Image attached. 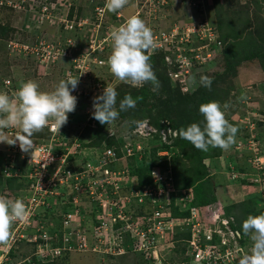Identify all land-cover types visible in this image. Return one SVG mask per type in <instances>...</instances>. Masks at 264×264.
Wrapping results in <instances>:
<instances>
[{
	"label": "built area",
	"instance_id": "2783aa9c",
	"mask_svg": "<svg viewBox=\"0 0 264 264\" xmlns=\"http://www.w3.org/2000/svg\"><path fill=\"white\" fill-rule=\"evenodd\" d=\"M21 1L28 3L33 13L40 8L42 15H48L50 7L40 0ZM145 1L147 8L154 12L156 6L168 5L172 0ZM96 11L97 20L102 21V9L98 7ZM62 19L68 21L65 14ZM147 26L152 30L157 45L155 49L174 51V62L185 68L184 72L192 65V57L198 58L196 51L200 48L207 51L208 47L206 44L185 49L176 43L187 42L191 31H198L199 38L212 36L206 33L209 28L203 24L191 28L176 26L170 32L156 29L154 23ZM179 31L186 36L175 40ZM97 38L91 39V49L95 48L94 40ZM27 48L31 50L32 46L26 45ZM51 48L61 49L57 46ZM186 50L189 54L185 53ZM166 58L171 62L169 57ZM180 74V71L171 73L173 77ZM4 82L6 86L9 84L8 79ZM48 130L51 132L50 140L33 142L32 155L31 152L26 153L28 168L25 178L29 185L18 199L25 204L27 217L12 226L11 242L0 244V264H21L27 260L26 256L21 261H14L12 254L21 243H32L34 251L30 252L31 255L42 262L53 261L72 252H136L145 264H236L239 253H242L236 240L239 233L229 226L220 207H207L209 213L202 216L197 207L190 205V193L171 198L170 193L176 189L169 169L151 168L152 182L140 184L138 176L130 174L125 166H111L118 159L136 155L140 147L133 150L130 143H125L121 158L113 148L99 153L88 147L80 149L79 154L74 148L76 145H58V151H55L53 143L59 140L58 132L52 131L51 125ZM238 146H246L252 153L250 161L255 167L264 165V150L253 135L244 145L239 143ZM16 149H19L18 144L14 145L13 151ZM258 179L264 180V174L261 173ZM171 203L189 215L172 216ZM176 227H180L179 230L187 233L188 237L175 238L179 231Z\"/></svg>",
	"mask_w": 264,
	"mask_h": 264
},
{
	"label": "rangeland",
	"instance_id": "374dc122",
	"mask_svg": "<svg viewBox=\"0 0 264 264\" xmlns=\"http://www.w3.org/2000/svg\"><path fill=\"white\" fill-rule=\"evenodd\" d=\"M40 1L50 4L51 12L47 11V16H44V14L42 15V13H33L29 8V4L22 3L21 0H0V84L4 79H9L10 82H14V87L18 89L21 82L32 80L39 85V89L41 91H52L60 80L67 79L69 77H78V86L72 92V95L74 96L79 93V96H77V105L75 111L68 114V122L63 126L67 131L68 138L66 139L69 140L71 137H75L74 132H70L72 125H75L74 128L77 130H81L82 128L85 129L87 127L89 128L90 126H93L92 128H97L98 126L102 125L98 124V122L95 121V119L91 116V113L93 111V97L97 96L96 94L92 93L94 90L92 79L95 77V74L82 68V66L91 68V61L87 60L86 58H83V60L81 61V56L83 55H78V51L80 49H83L87 43L82 41L80 43L85 45L79 44V38V41H76L74 43L75 45L72 44L68 48L67 56L64 49L51 48V46L56 47L58 45L61 47L60 44L63 43V37L67 33V30L64 29L65 23L61 21V26L58 27L57 25L56 28L55 21H59L57 20V16L61 18L63 17V12L60 9L68 10L70 8L71 10V7L73 6V4H75V8L80 12V15L87 16L88 14H90L87 10H95L96 6L101 7V3L100 0H95L93 3L90 0ZM212 1L214 3L213 5L208 4L209 16L207 17L208 20L213 23V25H215L216 21H222L223 23H226V21L229 20V17H233V19H231V24H236L238 22L237 19L244 17L245 8H247V10L249 11V16L251 20H253V25H256L258 17L260 18L264 16V4L261 3L260 6L259 4L256 5L257 7H259V9H257V7L254 6L255 0ZM55 3L56 6H59V8H56V6L54 7ZM133 3H135V0H129L130 8H132L131 4ZM55 8L57 9V11ZM182 11L186 13V11H184V8ZM169 13H171L174 17H176V15H180L181 18H186L185 14L182 12L173 13L172 8L170 7ZM109 20L112 21L117 27H119L125 22V16L122 15L118 18L111 17ZM70 25L71 24H68L67 26ZM3 26L6 28V30L4 32H1ZM231 29H228L229 32H231ZM235 29L237 30V28ZM87 31H90V29L87 28ZM103 32V34L100 32H94L90 34V37L91 39H96L98 36L103 37L109 34V31ZM60 33L62 35H60ZM213 33H215V35L219 37L217 31ZM83 38L87 40L86 37ZM206 44V41L200 40L198 37H190V40L182 44V46L186 49L187 47L195 48L201 47L202 45ZM26 45L32 46V49H25ZM74 46L77 47V50L75 51L73 50ZM221 46L222 43L219 44V48L217 49L218 53L213 58L206 60V49L200 48V50L197 51V60H195L193 65L189 68L188 73H184L185 79L182 76V80L180 81H176L173 77L170 78L168 76L166 66L165 71H163L162 69L158 70V65L152 67L159 82V88L157 91L152 90L153 86L150 83H148L145 87L147 88V91L143 96H141L142 88L131 89L121 87L123 89H128L131 93L139 92V94H137L136 96L131 95L133 99L136 100V105L134 108H130L127 111L120 112L119 118L111 125H104L105 139L111 141V144H114L113 146H117L116 144L118 141L115 139L122 137L124 138L123 143H130V146L133 150L137 149L138 147L143 150L142 158L138 159L137 157L127 159L130 166L133 168L132 169L130 167V171L132 173H135V166L140 163V161L144 158V155H149L151 148H153V150L151 151V155L148 156L149 160L155 159V157L157 156L165 155L164 157H166L167 160L169 159L170 163L172 164L173 155L176 154L177 150L179 149L180 154L175 158V164H180L183 162L188 165L189 163V159L185 157V152L191 153V146L187 144L181 150L180 147L177 149L178 146H175V142L177 138H180L178 134L179 130L182 128H186L187 126H189V124H192V122L187 123V115L184 114L182 116L184 118H179V120L176 122V124H179L178 128L173 127L174 125H172L171 120L174 119L173 116L176 110H167L168 107L165 109V106H162L163 102H161L164 101L167 96V94H163L161 92V90H164L165 85L170 84L171 88H174L177 92L183 95H192L194 93H197L198 100H204V98H206L209 99V102H218L222 106V110L225 113V118L229 121L230 124L238 129L235 136V144L238 139H240L243 134H245V127L250 126L247 127L248 129L254 127V125L252 124L253 117L251 114L255 113L256 118L264 120V42H261V45L256 42H252L251 48L247 49L248 51H252L253 49L258 50L260 52L261 58L247 60L230 72H227L225 66L226 60L221 53ZM111 51V48H109V50H105L104 55L109 56ZM68 60H71V62L68 63ZM247 62H252V64L254 65L252 67H248L245 70V67H247L248 65ZM106 71L107 73L104 70V74L108 75V72H110L109 69H107ZM217 73H220L218 78H220L221 80H217V83H214L212 85V88L215 89L217 87L219 89H225L226 91L229 88V97H227L224 102H221L220 99L215 96L213 98L212 95H204L202 96L203 98H200L201 95L199 94H203V86H200L199 83H197V85L194 87L191 86L189 83L190 78L195 77L196 81L199 82L201 75H206L208 77L214 78L217 76ZM259 74H261L260 80L255 81L254 79H252H256ZM243 77L251 79L245 81ZM111 79L115 80L114 76H111ZM107 83L108 81H103L104 85H107ZM116 84H118L116 87L121 86L118 82L114 83V85ZM162 84L164 85L162 86ZM121 88L118 91H121ZM102 92H100L99 94H101ZM123 92L124 95H127L125 94L126 92L124 90ZM119 95L120 94H118L117 96ZM242 95L244 97L243 99H241ZM143 98H145L144 102L142 101ZM122 99L123 98L117 99V106ZM202 103L204 102H198L199 105H201ZM225 103L229 105L227 109H223V105ZM154 117L162 118L160 120V140L158 137L159 130L153 131V136L146 135V129H141L142 132L139 131L140 133L135 131L137 123L143 122L148 124L151 123L155 128H157L153 123ZM154 127L152 126L153 129ZM108 128L110 129L111 134ZM258 130L260 131V134L264 135V122L260 121L258 123ZM6 132L7 135L11 136L12 134L17 133L18 130L8 129L6 130ZM50 135L51 133L48 130V127H46L42 132L34 134L31 139L33 142L38 141L39 143H44L48 141ZM126 136L127 138H125ZM160 142L169 145L170 148L160 149L157 152L154 151V148L157 147ZM171 149L172 151H170ZM232 149H234V147H230L227 150L221 149L218 153L221 154L220 156H218L217 154L216 156H212L211 158L203 159L206 163L208 174H213L215 177L213 178L214 181H211L217 184L216 193L220 200H222V198L225 200L227 199V187L232 183L230 178L228 179L229 173L232 172V175H237V169H234L231 161L229 164L230 169H228L229 167H226L228 163V157L226 156V154H230L233 157L234 155H239L238 153H234V150ZM55 151H58V146L55 147ZM160 152H165V154H160ZM11 159H13L14 161H11ZM238 165L239 163L236 161L235 166ZM27 168L28 156L25 153L22 152L15 155L12 152V147L10 145L6 143H0V196H5L10 199H18L19 196L23 195L26 187H28L29 185L25 178V175L27 174ZM227 172L228 175L226 174ZM6 177H10L12 179L11 183H7L5 181ZM21 183L24 185V187L19 188V185ZM242 187V189L244 190H242V192L240 191L241 193L239 195H235V193L232 192L234 197L230 196L232 202H240L237 203L236 207L232 209L233 212L238 215L243 214L242 219H244V214L248 216L264 213V208L262 207L264 206V186L258 187L256 185L246 184ZM242 202L244 205L242 208H240ZM261 203H263L262 206H260ZM207 213L208 211L204 214ZM31 244L32 243L24 245L25 249L23 250H26V262L36 264V261L39 260H37L35 256L31 255L30 252L34 251ZM251 244V240L249 239V237H247L245 239L246 246L242 247L244 253H248L250 251ZM245 248H247L248 250H246ZM13 258L14 261H16L24 259V256H19L17 254ZM39 263L42 264L47 262L40 261ZM48 264H144V261L141 255L136 252H126L123 254L110 252L103 254L72 253L68 256H65L64 258L54 261V263L53 261H48Z\"/></svg>",
	"mask_w": 264,
	"mask_h": 264
},
{
	"label": "clouds",
	"instance_id": "9594fccd",
	"mask_svg": "<svg viewBox=\"0 0 264 264\" xmlns=\"http://www.w3.org/2000/svg\"><path fill=\"white\" fill-rule=\"evenodd\" d=\"M90 1L93 3L95 0ZM40 2L42 4H47L50 7L49 3L42 1ZM100 3L103 16L102 21H98L96 18V8H98V6L95 7V10H87L90 13L87 16H77V20L68 19L66 22L61 17L57 16V20L65 23L64 27L67 30V33L63 37V43L60 44L61 47L59 45L57 47L64 49L67 56L68 48L76 41H79V38V44H81L80 42L82 41L87 43L86 45L81 44L85 46L83 49L78 51V55H83L82 58H86L87 60L91 61V68H88L87 70L95 74V77L92 79L94 85V90L92 93L97 95L93 97V111L91 116L101 125H111L119 118L120 112L134 108L136 105V100L133 99L131 95H125L117 106L118 93L113 87L115 82L136 88L143 87L145 84L150 83L153 86V91L158 90L159 82L150 63V56L162 53L164 64L167 67L168 76L171 78L173 77L171 73L177 71L181 72L179 77H173L176 81L182 80V76L184 78V73H188V71L184 72L185 68L178 67V63H176V61L174 62L176 57V53L174 51L155 49L157 45L154 40L152 30L147 26L148 24L154 23L156 29L163 30L165 32H170L171 29L176 26H188L191 28L203 24L209 28L206 33H211L212 36L199 38L198 31H191V37H198L200 40L206 41L208 47L206 56L207 54L209 55L208 57H205V60L213 58L218 53L217 49L219 48L221 41H219L217 38L218 36L213 33L216 31V29L213 23H211L207 17L209 16V5L214 4L212 0H172L168 5H162L159 7L156 6L154 12L147 8V3L145 0H135V3L131 4L132 8L129 6V0H100ZM55 6L56 3L54 7ZM169 7L172 8L173 13H184L182 11L184 8V11H186V13H184L186 18H181L180 15H176V17H174L171 13H169ZM39 9L40 8L37 9L38 14H40ZM122 15L125 16V22L119 27L109 20L111 17L118 18ZM81 21L83 23L78 25V23ZM97 23H99V26H97ZM68 24L71 25L67 26ZM87 28H89L90 31H87ZM103 31H109V34L103 37L98 36L97 40H94L95 48L91 49L90 34L94 32H100L103 34ZM179 33L180 34L175 36V40H178L180 36H186L181 31H179ZM83 37H86L87 40H85ZM104 38H106V40H104ZM188 40H190V36ZM99 42H101V44H98ZM176 44L182 46L183 43ZM100 45L103 46V48H101ZM109 48H111L112 51L109 56H105V50H109ZM73 50H77V47L74 46ZM185 53L189 54L187 50ZM166 56L171 59V62L166 60ZM98 60H101V62H98ZM195 60H197V58L192 57L193 63ZM67 62L70 63L71 60H68ZM247 63L248 65L245 67V70L248 67H252L254 65L252 62ZM192 65L188 67V70ZM107 69H109L110 72H108V75H105L104 70L107 73ZM111 76H114L115 80L111 79ZM243 78L245 81L251 79L245 77ZM252 79L257 81L255 78ZM5 80L7 79H4L0 84V92H3L0 93V143H6L10 145L12 147V152L15 155L22 152L25 154L31 152L32 155V150L35 148V145L31 137L36 133L42 132L46 127L51 125V130L58 132L56 136L59 139L53 143L54 149L58 145L62 147L63 145H76L74 148H76L78 153L81 154L79 150L88 147L95 149L99 153H103L106 149L113 148L117 154V157H122V147L125 143L121 144L118 148L117 146H107L105 142H101L99 145L94 146L84 145L86 142H88V140L83 138V128L81 130H77L74 128V126L71 128L70 132H74L75 137H71L69 140L66 139L68 138L67 131L63 126L68 122V114L74 112L77 105V96H79V93L74 96L72 95V92L78 86V77H69L67 79L60 80L52 91H41L39 89V85L35 81H23L20 83L18 89L12 96H9L8 94L14 92L11 87L12 83L8 79L9 84L6 86L4 82ZM103 81H108L107 85H104ZM189 83L193 87L199 83L200 86L210 89L212 80L206 75H201L199 82L196 81L195 77H191ZM100 92L102 93L99 94ZM243 98L244 97L242 95L241 99ZM228 107L229 105L227 103L223 105V109H227ZM199 113L203 116V126L197 123H192L186 128L179 130V137L191 143L196 149L205 152L208 151L210 147H218L222 150L229 149L235 142V136L238 129L230 124L225 118V113L222 110V106L215 101L202 103L199 106ZM251 115L253 117L252 124L254 127L250 129L247 128L250 126L245 127V133L247 135L245 138H243L244 141L240 139L241 144L244 145V142L249 139L251 135H253L255 140L259 142L261 146L260 148L263 151L264 135H259L256 129H258V123L260 121L264 122V120L256 118L255 113ZM150 124L145 122L137 123L135 131L139 132L141 129H146V135L153 136V131L159 130L158 134L161 138L160 129L155 128L154 125L151 124L154 127L153 129ZM8 129H16L18 132L9 136L6 132ZM50 138L51 135L48 138V141ZM37 143L39 142L37 141ZM16 144H18L19 149L13 151L14 145ZM235 150L237 153H239L237 156L238 158H244L248 161L251 160L252 153L246 149V146L239 147L236 145ZM76 155L78 156V154ZM142 156L143 150H140L137 151L136 155L129 157L127 156L123 159H120V161L118 159V161L111 163V166H117V168L125 166L129 169V162L127 159L137 157L140 159ZM11 161L14 160L11 159ZM46 166L47 165L45 164V167ZM236 173V176H234V174L232 175V172L229 173L232 183H237L239 185L242 184L241 186L246 184L256 185L258 187L264 186V180H262V183L258 184L242 182L239 178L242 177L243 174L239 170H237ZM130 174L137 176L136 173H132L131 171ZM226 174L228 175V172ZM189 193L191 194L190 190ZM230 200V198L229 200H224L223 198L220 200V198H218L207 207H211L213 205L215 207H220L223 213L222 216L227 218L229 221V226L238 232V230L235 228L237 226L235 218L225 211V205H228ZM190 205H192L191 201ZM262 205L263 203L260 204V206ZM207 207L205 208L209 213V209ZM197 208L199 209L200 215L204 216L205 211H203L201 207ZM26 217L27 209L22 200L10 199L5 196H0V244L7 245L11 242L12 226L17 222L25 221ZM179 229L180 227H176V231ZM242 235L249 237L252 244L251 248L249 247L250 251L248 253H244L242 247L246 245L245 243H240L239 233L236 240L242 248V253H239L238 258L236 259V264H264V213L258 215H248L247 218L242 222ZM174 237L186 238L188 235L187 233L184 234L183 231L179 230L178 233L174 235ZM243 241L245 242V240ZM176 245L180 244L177 243ZM245 249L248 250L247 248ZM72 253L65 254L56 260L64 258L65 256H68Z\"/></svg>",
	"mask_w": 264,
	"mask_h": 264
},
{
	"label": "trees",
	"instance_id": "16d2710c",
	"mask_svg": "<svg viewBox=\"0 0 264 264\" xmlns=\"http://www.w3.org/2000/svg\"><path fill=\"white\" fill-rule=\"evenodd\" d=\"M252 2V1H251ZM262 4H264V0H255L254 1V6L257 7L256 5L259 4V6ZM56 8H59V6H56ZM55 8V9H56ZM249 8V7H248ZM257 9H259V7H257ZM63 12V15H66V18L69 20H77V16L80 15V12L75 8V4H73V6L68 10H63L60 9ZM50 8H49V10ZM57 11V9H56ZM244 17L237 19L238 22L236 24H231L233 17H229L228 21H226V23L221 22H217L215 23V29L218 32V39L219 41H221L222 43V50L221 53L223 54L225 60H226V69L227 72L232 71L233 69L237 68L238 66H240L243 62L247 61V60H253V59H258L261 58L260 52L256 49H253L252 51H248L247 49L251 48V43L252 42H256L258 44L261 45V42H264V16L263 17H258L257 19V23L256 25H253V20H251L250 16H249V11L247 10V8L244 9ZM220 20V19H219ZM234 22V20H233ZM56 24V28L57 25L58 27H60V21H55ZM237 28V30L235 28ZM231 29V32H229L228 29ZM65 29V27H64ZM221 29V32H220ZM6 30V28L3 26L1 32H4ZM66 30V29H65ZM67 32V31H66ZM60 35H62L60 33ZM42 37H43V32H42ZM250 41V43H249ZM232 51V52H230ZM150 63L152 65V67H154L155 65L157 66L158 70H163L165 71V64H164V59H163V54L162 53H158L155 54L154 56H150ZM167 68V67H166ZM75 75V74H74ZM220 75V73H217L216 77H210L212 80L211 83V88H206V87H202L203 88V94L200 93L199 95H201L200 98H203L202 96L204 95H212L213 98L214 96L217 97L218 99H220L221 102H224V100H226L227 97H229V93H230V89L228 88L227 91L224 89H219V88H212V85L214 83H217V80H221L220 78H218ZM167 78V77H166ZM168 79V78H167ZM11 87L13 89L14 92L8 93L9 96H12L15 91L17 90L14 87V82H11ZM118 84L114 85L113 87L115 88ZM120 87H116V91L118 94H120L119 96H117V99H121L124 98V92L123 90L126 92L125 94L127 95H133L136 96L137 94H139V92H130L128 89H123L121 87H126V88H136V87H130L128 85H123L120 84ZM164 84H162L163 86ZM147 86V84H145L143 87H139L137 89L142 88V92H141V96H143L145 94V92L147 91V88H145ZM121 88V91H118ZM123 89V90H122ZM161 92L163 94H167L166 98L163 102L162 106H165V109L168 107L167 110H176L173 118L171 120L172 125H174L173 127L178 128L179 124H176V122L184 117H182L184 114H186L187 116V123L190 122H194L197 123L201 126H203V116L199 113V103L201 102H209V99L204 98V100L199 99L198 100V95L197 93H194L192 95H183L180 94L179 92H177L174 88L170 87L169 85H165L164 86V90H161ZM147 94V93H146ZM146 98V97H145ZM145 98L142 99V101H145ZM198 101V102H197ZM140 103V102H139ZM140 106V104H139ZM164 111V110H163ZM162 118H153V123L155 124V126L160 129L161 128V124H160V120ZM97 121V120H95ZM98 122V121H97ZM98 124H100L98 122ZM101 125V124H100ZM190 125V124H189ZM75 126V125H74ZM73 125L71 126V128L74 127ZM257 133L260 134L259 130L256 129ZM246 132V131H245ZM83 138L88 140V142H86V146H94V145H99L101 142H105V144L107 146H113L114 144H111V141H109L108 139H105V130H104V125L102 126H98L97 128H92L91 126L88 128H85L83 131ZM247 134L245 133L240 139L242 141H244L243 138H245ZM159 140H160V136L158 134ZM127 138V136L125 137ZM238 139V141L232 144L231 148L234 147V153H237L235 150V146L238 145L239 143H241V140ZM117 140V148L121 145V143H123L124 138L120 137L115 139ZM189 144L190 147V151H192L191 153H186L185 152V157L189 159V163L188 165L185 163H180V164H175V158L178 157L177 155L180 154L179 152V147L182 150L184 148L185 145ZM178 147H177V146ZM175 146L177 147V152L176 154L173 155L172 161L173 163L171 164L169 159L167 160L166 157L164 156H157L155 157V159L149 160L148 156L151 155V151L153 150V148H151V151L149 153V155H144V158L140 161L139 164H137L135 166V173L137 174L138 178H139V182L141 183H151L152 182V178L150 175V171L151 168H156V167H161L162 169H169L170 170V174L172 176V181H173V185L174 188L176 189V191L170 193V197L174 198L177 196H183V195H187L189 194V190L192 194L191 196V204L195 205L197 207H201L203 209V211L207 212V209L205 207H207L208 205H211L214 201H216L218 199V195L216 193V188H217V184L215 182H212L211 180H213L214 175L213 174H208V170L206 169V163L204 162V158H211L212 156H216L219 152H220V148H209L208 151H201L196 149L191 143H189L188 141L182 139V138H177L176 142H175ZM170 146L160 142V144L154 148V151H158L160 149H169ZM195 149V150H194ZM172 151V149L170 150ZM179 152V153H178ZM222 153V152H221ZM159 154V153H158ZM239 154V153H238ZM221 154H218V156H220ZM217 156V158H218ZM227 158V167H229L228 169H230V161L233 164L234 169L236 168L237 170H239L243 176L240 177V181L245 182V183H262V180L258 179V176L263 173L264 174V165L261 168H257L253 165V163L251 161H248L244 158H238L237 156H232L230 154H226ZM167 160V162H166ZM203 160V161H202ZM239 163V166H235V162ZM129 170H130V164L128 165ZM132 168V167H131ZM133 169V168H132ZM212 177V178H210ZM231 179V177H229L228 175V179ZM1 179V178H0ZM11 178L10 177H6L5 181L7 183H11ZM14 181V180H13ZM214 181V180H213ZM14 184V183H13ZM17 184V182H16ZM11 185V184H10ZM24 187V185L21 183L19 185V188ZM189 189V190H188ZM182 190H185L187 193H183ZM225 200V199H224ZM226 200H229V198L227 197ZM250 200V199H249ZM237 203L232 202L231 200L229 201L228 205H225V211L232 215L235 218L236 224L237 226L235 227L238 232L240 233V243L243 244L245 243L243 240H245L247 238V236H243L242 235V222L247 218V215L244 214V219L243 218V214L242 215H238L235 214L233 212V208L236 207ZM243 202L241 203V207H243ZM245 207V206H244ZM263 207V206H262ZM178 209V208H177ZM176 206H174L173 203H171L170 205V214L172 216L178 215V216H188L189 213L185 212V211H180L179 209L177 210ZM242 210V209H241ZM243 212V211H242ZM26 245V244H25ZM25 246L22 245V243L20 244V247H18L16 249V252L13 253V257L16 256L17 254L19 256H24V258L27 256H25V252L26 250ZM22 259H20L21 261ZM27 260H24L21 264H26ZM56 261V260H55ZM40 259L39 261H36V264H40ZM54 263V261H53ZM27 264H31V263H27ZM42 264H48L47 263H42Z\"/></svg>",
	"mask_w": 264,
	"mask_h": 264
},
{
	"label": "crops",
	"instance_id": "0c3cea01",
	"mask_svg": "<svg viewBox=\"0 0 264 264\" xmlns=\"http://www.w3.org/2000/svg\"><path fill=\"white\" fill-rule=\"evenodd\" d=\"M260 78H261V74H259V76L256 78L257 80H260ZM222 182V181H221ZM243 187L242 186H240L239 184H237V183H231L228 187H227V193H226V197H228V198H230V196L231 197H234L233 196V193L232 192H234L235 193V195H239L241 192H242V190H244V189H242ZM233 190V191H232ZM237 191V192H236ZM241 191V192H240ZM230 193V194H229ZM237 193V194H236Z\"/></svg>",
	"mask_w": 264,
	"mask_h": 264
}]
</instances>
